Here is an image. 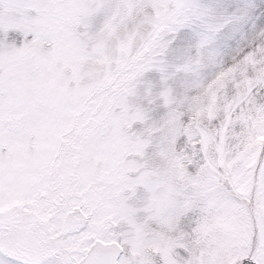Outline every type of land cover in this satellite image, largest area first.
I'll use <instances>...</instances> for the list:
<instances>
[{"label": "snow or ice", "instance_id": "snow-or-ice-1", "mask_svg": "<svg viewBox=\"0 0 264 264\" xmlns=\"http://www.w3.org/2000/svg\"><path fill=\"white\" fill-rule=\"evenodd\" d=\"M0 264H264V0H0Z\"/></svg>", "mask_w": 264, "mask_h": 264}]
</instances>
